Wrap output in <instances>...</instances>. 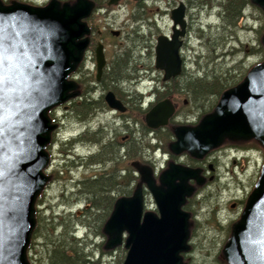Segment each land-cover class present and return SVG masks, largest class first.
Here are the masks:
<instances>
[{
	"label": "water",
	"instance_id": "water-1",
	"mask_svg": "<svg viewBox=\"0 0 264 264\" xmlns=\"http://www.w3.org/2000/svg\"><path fill=\"white\" fill-rule=\"evenodd\" d=\"M121 1L109 0L108 5ZM252 2L264 10V0ZM93 8L89 0L74 5L52 0L45 7L5 6L0 1V264H31L27 251L36 226V200L49 180L44 171L50 161L46 147L57 127L48 113L76 96V84L69 77L89 45L85 19ZM185 16L181 2L172 12V36L162 35L157 41L156 68L164 72V81L183 70ZM97 64L100 75L106 64L101 46ZM113 98L109 93L110 106L123 111ZM175 111L171 101L159 102L145 115L147 127L168 126ZM175 134L171 151L198 159L226 139H256L264 147V62L225 91L214 112L197 126L178 127ZM141 176L157 212H145L142 187L133 196L118 199L105 225L106 248L124 245L128 251L124 264H186L182 253L189 250L190 214L183 206L195 192L189 181L203 184L199 170L171 164L159 185L151 169L142 166ZM224 255L233 264H264V167Z\"/></svg>",
	"mask_w": 264,
	"mask_h": 264
},
{
	"label": "rangeland",
	"instance_id": "rangeland-1",
	"mask_svg": "<svg viewBox=\"0 0 264 264\" xmlns=\"http://www.w3.org/2000/svg\"><path fill=\"white\" fill-rule=\"evenodd\" d=\"M50 1L3 0V3L8 6L14 3H28L36 7H44ZM58 1L71 5L77 2V0ZM89 1L97 4L92 17L104 12V8H113V13L118 16V24L126 20L127 22L132 21L133 14L136 13L137 2L133 0H123L113 6L108 5L109 0ZM179 1L186 6L185 19L189 27H187L186 44L183 49L185 58L183 72L170 82L174 85L175 81L181 92L178 93L172 89L173 91L168 92L169 96H163L162 100L169 97L167 100L171 101L170 97H178L180 116L184 119L188 118L190 123L193 122L191 124H198L205 114L214 111L222 95L221 97L217 94L195 96L192 92H188V85H191L190 76L207 77L208 80L216 78L224 82L226 87L231 88L238 85L249 74L252 67L262 64L264 62L262 41L264 11L258 6L257 8L253 5L246 6L236 26H230L226 21L227 16L219 9L199 10L198 7L189 6L187 0H152L143 13L147 20L155 17L158 19V35L171 30L169 11ZM147 8L150 11H146ZM158 8L160 11L157 10ZM97 16L94 22L101 24ZM142 33L144 34L145 30ZM93 34L92 31L91 36ZM86 38L89 39L88 35ZM110 45L109 52L113 51L110 54L116 58L113 43L110 42ZM130 48L131 43L128 42L125 49L127 51L120 57L123 59L125 54L130 57L128 66L125 65L122 70L123 73L137 69L143 70L141 66H145L153 76H159L160 80L164 79V72L156 68L154 47L150 48L147 55V51L142 48H138L134 54ZM90 52L91 49L87 51L86 56H89ZM87 67L91 70L90 74H93L94 80L95 70L92 73L94 66L90 60L87 62ZM74 74V72L71 74L69 80L74 81ZM146 86L149 91L154 88L155 84L151 82ZM143 91L146 93L145 90ZM149 101L153 100L149 99ZM72 104L73 101L70 100L54 107L50 112L52 119L59 118L62 122L60 125L54 122L57 127L51 133V143L47 148L50 161L46 168L50 178L39 194L44 197L41 199L42 204L40 206L36 204L35 208L39 207L43 218H49L50 212L55 211L57 219H41L40 230L28 256L32 258L34 264H47V257L51 251L50 241L46 246L49 238L59 237L63 233L71 237V232H75L76 236L84 240L83 244L87 245V247L84 246L85 253L95 250L94 261L101 260L102 264H124L128 251L123 246L111 250V254H102L104 247L102 245L106 243L108 237L105 234L102 235L100 230L112 211L111 206L114 204L112 202L122 196H132L134 192V184L139 177L131 163L140 160L143 163L142 166L154 169L155 179L159 184L158 179L170 162L180 163L181 161L187 163L188 166L195 167L200 160L193 158L188 152H183L177 157L170 153L169 143L176 141L174 133L172 136L163 133L161 134L163 140L158 141L160 136L158 131L161 129H150L144 122L145 114L152 109L154 104L149 110L141 108L143 110L139 113L140 124L135 128L136 132L128 127H122L121 122H112L114 114L111 112L108 113L109 117L107 116L109 122L105 120L101 123L97 119L93 121L90 115L93 112L89 113L90 111L85 113L88 116L81 118L79 117L80 110L72 108ZM54 110L56 111L53 112ZM77 118L87 119L88 122H80ZM165 129L173 132L170 125ZM92 134L101 138L102 143L90 142L89 137H93ZM126 136L130 138L124 140ZM111 143L114 145L111 146ZM254 144V141L248 142L245 147H230L225 144L214 149L207 156L217 152L215 157H217L218 164L214 166L213 171L209 168L205 169L203 175L207 178L206 183L198 187L194 181H190L197 190L183 206V209L191 215V220L194 219L190 230L191 239L188 242L192 249L185 257L183 256L185 263L231 264L222 255V250L230 239L232 225L240 220L245 208L244 201L255 189L264 167V147L260 142L257 143V148L253 147ZM122 147L124 151L121 150L117 155L118 149ZM97 154L100 155L96 159L91 158ZM212 176L214 178L210 180ZM92 180L97 182L103 180L105 183L110 181L106 187L109 192L105 197L101 195L96 197L90 189L86 188ZM93 202L99 205L98 209L92 210ZM145 210L154 212L157 210L155 201L147 188H145ZM58 213L62 214L60 219ZM85 219H90L88 226L84 222ZM52 223L55 225L52 226Z\"/></svg>",
	"mask_w": 264,
	"mask_h": 264
},
{
	"label": "flooded vegetation",
	"instance_id": "flooded-vegetation-1",
	"mask_svg": "<svg viewBox=\"0 0 264 264\" xmlns=\"http://www.w3.org/2000/svg\"><path fill=\"white\" fill-rule=\"evenodd\" d=\"M150 1L152 0L134 1V2H137V8H136V13L133 14L132 21L129 20V22H127L126 20L122 24L117 23L118 16L113 13L114 12L113 8L111 9L104 8L103 9L104 12L97 14L98 16L96 15L98 22H100L101 24L94 22V19H96V16L92 17L94 15L93 11L95 8L92 10V13L87 18L86 23L89 28V34H88L89 45L83 56L82 61L80 62L76 71L74 72L75 74L73 76V80H74L73 82L76 84V91H75L76 96L71 99L73 101L72 108L80 110L79 117L82 118V117L88 116V115H85V113H88L90 111L89 113L93 112L92 114H90L91 117H93V121L97 119L101 123L105 122V120L109 122L108 113L111 112L112 114H114V116L112 117V122L114 123L121 122L122 127H128L130 129H133L136 132L137 129L135 128H137L138 125L140 124V115H139L140 111H142L143 109L149 110L151 109V106L154 104L152 106L153 108L156 104L163 101L162 100L163 96L167 97L169 96L168 92L173 91L172 82H170V80L168 81H164V79L160 80L159 76L155 77L152 75V73L148 72L145 66H141L143 70L137 69L135 71H127V73H123V71L119 70V69L124 68L123 59L120 57L122 56L123 53L127 51L125 49L128 46V42L131 43L130 51L133 54L137 52L138 48H142L143 50L147 51L146 53L147 55L149 53L150 48L154 47V50H155L159 36L166 35L168 37H171L173 34L172 32V28H173L172 12L175 8H177V6L180 4L181 1H179L176 6H173V9H170L169 11L170 19H171L170 21L171 30H169L168 33H160V35H158L157 33V30L159 29L158 19L155 17L153 19L148 18L147 20L145 18V13H143L145 11V7L149 5ZM61 3L64 4L63 2ZM157 10L160 11V8H158ZM146 11H150V9L147 8ZM187 27H189V23ZM144 30H145V33L143 34L142 32ZM92 31L94 32L93 36H91ZM183 41L184 43H183L181 54H182L183 60L185 61V58L183 55V49L186 44V39L184 38ZM110 42L113 43V50H115V54H117L116 58L114 56L112 57V55L110 54L113 51L109 52ZM100 46L102 47L105 60H106V64L102 70V73L99 75L98 74V64H97V49ZM89 49H91V52L89 56H86V53L87 51H89ZM136 55L137 54H135V56ZM139 56L141 55L139 54ZM88 60H90L94 66V69L92 71L93 73L95 70L94 80L92 77L93 74H90L91 70L87 67ZM151 82H153L155 86L154 88H151L149 91H147L148 86H146V84H150ZM144 83L146 84L143 86ZM143 90H145L146 93H144ZM109 93L113 94L114 96L112 101L120 102L122 104L123 109H124L123 111L112 108L110 106L107 100V96ZM149 99L153 101H149ZM146 100H148L147 103L145 102ZM170 100L175 106L176 111L173 117L170 119L171 121L169 122L168 126L170 125V128L171 130H173L174 133L178 127H182V126L195 127L198 125L196 123L191 124L193 122L190 123L187 120L188 118L184 119L180 116V112H179L180 102H179L178 97L172 96L170 97ZM185 103H187V101H185ZM56 110H54L53 112H55ZM52 120L53 122L58 123V125H60L62 122L61 119L59 118H55ZM77 120L83 123L88 122L87 119L77 118ZM144 122H145V117H144ZM175 137H176V134H175ZM129 138L130 136H126L124 140H127ZM174 142H172L170 146ZM110 145L113 146L114 143H111ZM121 150L124 151V147H122V149H118L117 155L120 153ZM212 151L213 150H211L210 152ZM216 151H219V150H216ZM216 153H212L209 156H207L208 154H206L201 159L195 158V159L200 160L195 167L188 166L187 163L181 162V161L180 163L170 162L168 167L164 169L162 173L165 172L167 169H169L171 164H178L184 167L198 169L199 170L198 177L203 181V184L199 185L197 181L194 179L190 181H194L198 187L199 186L202 187L207 181L206 176L203 175L205 173V169L209 168L213 171L215 170L214 166L218 164L217 157H215ZM98 155L100 154H97L95 156H98ZM173 155L174 157L179 156L175 154ZM131 165L134 167L139 177L138 181L134 184L135 186L134 191H135L138 187H141L142 163L139 160V161L132 162ZM94 166L95 165H93V167ZM151 171L154 173L156 177V173L154 169L151 168ZM213 178L214 177L212 176L209 179L212 180ZM190 181H189V184L195 188V192H196L197 188L193 184H191ZM117 185L119 186V184ZM192 221H194V219L192 220L190 219V230L193 225ZM191 235L192 234L190 232L189 241L191 239ZM191 249H192V246L189 244V250L182 253V256L185 257L186 254L191 251ZM222 255L224 256L223 253ZM186 263L189 264V262H186Z\"/></svg>",
	"mask_w": 264,
	"mask_h": 264
},
{
	"label": "trees",
	"instance_id": "trees-1",
	"mask_svg": "<svg viewBox=\"0 0 264 264\" xmlns=\"http://www.w3.org/2000/svg\"><path fill=\"white\" fill-rule=\"evenodd\" d=\"M188 5L190 6H195L198 7L199 10H205V9H211L212 11L214 10H221V13H225V15L227 16V24L230 26H236L237 22L242 18L243 13L245 12V7L249 6V5H253V7L257 8V6L259 8H261L259 5L255 4L252 2V0H187ZM95 7H97V4L94 2ZM262 9V8H261ZM263 10V9H262ZM264 11V10H263ZM202 31L204 32V29H202ZM263 39V36H262ZM264 46V45H263ZM129 55L125 54L123 61H124V66L126 65V67L128 66L129 63ZM253 68V67H252ZM251 68V69H252ZM119 70H123V69H119ZM184 73L185 70H184ZM190 80H191V85H188V92H192L195 96L197 95H201V96H208V94H217L218 96L221 97V95H223V93L231 88H234L233 86L231 88L226 87V84H224V82H222L221 80H217L215 79H210L208 80L207 77H199V76H190ZM247 77V75L240 81V83H242L245 78ZM189 79V77H188ZM239 83V84H240ZM238 84V85H239ZM236 85V86H238ZM175 86V87H174ZM235 86V87H236ZM172 88L173 90H176L178 93L181 92L180 91V87L177 85V83L174 81V85L172 83ZM217 106V105H216ZM216 108V107H215ZM215 110V109H214ZM206 112V111H205ZM214 112V111H213ZM212 113V112H211ZM87 114V113H86ZM210 114V113H208ZM207 114H205L204 116H206ZM203 116V117H204ZM161 130H159L158 132L160 133V136L158 138V141H162V137L161 134L165 133L164 135H170L172 136V134L174 132L168 131L165 129L160 128ZM168 129V128H167ZM173 131V130H172ZM175 134V133H174ZM93 137H89V141L92 142L93 144H96L99 142L102 143V139L97 137L96 134H92ZM173 140V139H172ZM169 141V140H168ZM254 141V145L253 147L257 148L259 141L256 139H252L249 141H239V140H229L226 139V141L224 142L223 145L228 144L226 146H230V147H245L247 145L248 142H252ZM169 143V151L171 154V147H170ZM143 147V146H142ZM99 156V155H98ZM98 156H92L91 158L96 159ZM143 165V163H142ZM92 182V185H91ZM108 182L110 181H106V183L102 180L101 182H97L96 180H92L90 181V185L86 188H88V190L90 189L92 191V193L98 197V196H102L105 197L106 193L109 192L107 191L106 187L108 186ZM145 183H142V186H144ZM134 193V192H133ZM133 195V194H132ZM125 197V196H122ZM120 197V198H122ZM43 195H39L36 204L37 205H41L42 201L41 199H43ZM118 198V199H120ZM116 199L114 202H112L113 206H111L112 211L110 212V215L108 217V219L106 220L102 230H100V233L102 235H106L108 237V235L105 233V225L107 223V221L109 220V218L111 217L114 208H115V204L116 201L118 200ZM109 200H110V196H109ZM92 203V202H91ZM99 205L95 202H93V209L95 208H99ZM89 214V213H88ZM87 214V215H88ZM56 214L55 211H51L50 212V217L49 218H43L41 210L39 209V207L36 208V213H35V218H36V226L34 228L32 237H31V243L29 246V250H32L34 243V240L36 239L37 233L40 230V226H41V219H57L56 218ZM58 217L60 219V217H62V214L58 213ZM90 218V216H88ZM90 219H85V223L87 224V226L90 224L89 222ZM52 226H54L55 224L52 223ZM50 226V227H52ZM233 227V225H232ZM231 227V229H232ZM71 237H67V234H62L59 237H54L52 239H50L48 242L46 243V246H48V243L50 241V247H51V251L48 255V259H47V264H102V261L98 260V261H94V256H95V250H91L89 253H85L84 252V246L86 244H83L82 238L76 236L75 232H71ZM108 239L106 241L105 244H103V250L101 251L102 254H111V250H115V249H107L106 245H107ZM87 247V245H86ZM120 247V246H119ZM124 247V246H123ZM118 248V247H117ZM97 249V248H96ZM30 251H28L29 253ZM29 259L31 260V264L33 263L32 258L29 256ZM120 263V262H119Z\"/></svg>",
	"mask_w": 264,
	"mask_h": 264
},
{
	"label": "bare ground",
	"instance_id": "bare-ground-1",
	"mask_svg": "<svg viewBox=\"0 0 264 264\" xmlns=\"http://www.w3.org/2000/svg\"><path fill=\"white\" fill-rule=\"evenodd\" d=\"M91 170H94L93 168H90Z\"/></svg>",
	"mask_w": 264,
	"mask_h": 264
}]
</instances>
